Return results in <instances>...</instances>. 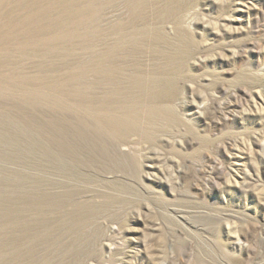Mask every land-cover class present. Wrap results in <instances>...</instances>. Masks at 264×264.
<instances>
[{"label": "rangeland", "instance_id": "obj_1", "mask_svg": "<svg viewBox=\"0 0 264 264\" xmlns=\"http://www.w3.org/2000/svg\"><path fill=\"white\" fill-rule=\"evenodd\" d=\"M0 264H264V0H0Z\"/></svg>", "mask_w": 264, "mask_h": 264}, {"label": "bare ground", "instance_id": "obj_2", "mask_svg": "<svg viewBox=\"0 0 264 264\" xmlns=\"http://www.w3.org/2000/svg\"><path fill=\"white\" fill-rule=\"evenodd\" d=\"M127 118L130 119L129 116L128 117L126 116V117L121 118L120 120L124 119V121L128 122Z\"/></svg>", "mask_w": 264, "mask_h": 264}]
</instances>
